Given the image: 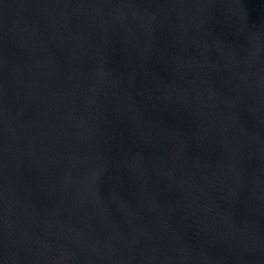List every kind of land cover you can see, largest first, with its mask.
Returning <instances> with one entry per match:
<instances>
[{
	"label": "water",
	"instance_id": "water-1",
	"mask_svg": "<svg viewBox=\"0 0 264 264\" xmlns=\"http://www.w3.org/2000/svg\"><path fill=\"white\" fill-rule=\"evenodd\" d=\"M0 264H264V0H0Z\"/></svg>",
	"mask_w": 264,
	"mask_h": 264
}]
</instances>
